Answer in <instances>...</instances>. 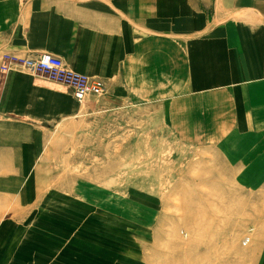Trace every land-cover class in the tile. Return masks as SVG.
Listing matches in <instances>:
<instances>
[{
    "label": "rangeland",
    "instance_id": "374dc122",
    "mask_svg": "<svg viewBox=\"0 0 264 264\" xmlns=\"http://www.w3.org/2000/svg\"><path fill=\"white\" fill-rule=\"evenodd\" d=\"M183 1L210 31L263 3ZM16 74L31 80L11 93ZM105 91L79 104L41 74L0 73V232L30 225L31 246L49 239L47 264H264V129L205 141L199 116L185 134Z\"/></svg>",
    "mask_w": 264,
    "mask_h": 264
},
{
    "label": "crops",
    "instance_id": "0c3cea01",
    "mask_svg": "<svg viewBox=\"0 0 264 264\" xmlns=\"http://www.w3.org/2000/svg\"><path fill=\"white\" fill-rule=\"evenodd\" d=\"M262 2L236 18L217 16L210 31L207 15L183 0H0V56H55L69 71L101 79L104 103L162 109L185 134L199 116L201 129L211 125L203 140L238 139L264 129ZM176 7L190 10L176 15ZM22 78L31 80L12 75L11 93ZM29 226L7 221L0 264L48 263L49 239L31 246Z\"/></svg>",
    "mask_w": 264,
    "mask_h": 264
},
{
    "label": "built area",
    "instance_id": "2783aa9c",
    "mask_svg": "<svg viewBox=\"0 0 264 264\" xmlns=\"http://www.w3.org/2000/svg\"><path fill=\"white\" fill-rule=\"evenodd\" d=\"M13 67H20L31 73L41 74L47 79L69 88L73 98L79 104L84 103L90 97L99 98L104 95L105 85L99 78L69 71L64 67L61 59L52 55L3 54L0 57V73L8 72Z\"/></svg>",
    "mask_w": 264,
    "mask_h": 264
}]
</instances>
